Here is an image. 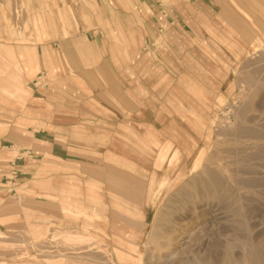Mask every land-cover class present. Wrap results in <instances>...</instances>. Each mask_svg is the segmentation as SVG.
<instances>
[{
    "label": "rangeland",
    "instance_id": "rangeland-1",
    "mask_svg": "<svg viewBox=\"0 0 264 264\" xmlns=\"http://www.w3.org/2000/svg\"><path fill=\"white\" fill-rule=\"evenodd\" d=\"M38 1L43 6L35 11V0H0V29L8 33L11 43H44L50 29L44 22L49 20L50 0ZM233 1L235 6L241 2L249 5V22H239L242 10L238 8L230 25L236 35L246 36L249 52L230 66L220 61L214 65L209 39L201 36L184 53L195 70L174 73L176 79L201 81L200 99L196 92L199 100L186 105L187 117H194L187 125L197 132L188 144L194 152L181 159L184 175L174 183L170 180L176 178L175 170L155 166L157 151L153 150L147 155L150 166L146 168L139 166L141 162L137 168L125 162H115L121 166L113 167L111 161L94 157L101 153H69L67 158L79 161L82 167L66 169L63 176L70 179L57 185L41 173L43 169L32 166L40 155L48 156L46 145L35 153L29 139L20 150L8 151L3 147L8 144H0V264H49L57 249L75 251L79 249L76 243L85 245L83 261L64 264H264V0ZM62 18L66 22L60 34L66 35L68 17ZM155 45L162 49L159 41ZM150 51L144 44L140 56ZM225 67L232 69H220ZM205 73L212 78L213 87L203 86L209 83ZM50 76L38 72L26 86L29 92H15L43 93ZM34 129L41 132L48 126ZM140 142L144 144L142 139ZM77 177L84 178L87 208L104 207L110 223L117 219L122 226V237L107 232L104 247L91 242L94 234L81 236L90 244L76 242L74 227L57 230L54 226L56 217L51 214H56V201L69 202L68 222L86 220L88 210L77 211L78 205L70 203L71 191L77 197L82 193L77 184L70 190ZM117 197L122 199L117 201L119 206L113 200ZM130 207L143 214H127ZM95 229L86 230L93 233ZM97 250L105 255L103 263L93 261Z\"/></svg>",
    "mask_w": 264,
    "mask_h": 264
},
{
    "label": "crops",
    "instance_id": "crops-1",
    "mask_svg": "<svg viewBox=\"0 0 264 264\" xmlns=\"http://www.w3.org/2000/svg\"><path fill=\"white\" fill-rule=\"evenodd\" d=\"M49 2V20L44 22L50 24V29L44 43H11L8 33L3 27L0 29V144H8L3 146L8 151L20 150L29 139L35 153L46 145L50 153L34 159L32 166L43 169L41 173L48 174L50 182L57 185L70 179L63 176L66 169L82 167L79 161L67 158L69 153H101L100 157H94L111 161L113 167L121 166L115 162H125L135 168H146L150 166L147 155L153 150L157 151L155 166L175 170L176 178L169 179L174 183L185 168L181 159L191 155L186 152V143H191L192 135L196 138V130L187 125V120L194 117H187L186 105L200 99L201 83L176 79L174 73L195 70L184 53L201 36L209 39V57L214 65L220 61L230 66L235 58L244 57L249 52L246 36L236 35L230 25L238 16L235 10L238 8L242 10L239 22H249V5L241 2L235 6L233 0ZM32 6L37 11L43 3L35 0ZM63 16L68 17L66 35L60 34L61 25L66 22L61 20ZM157 41L162 49L156 47ZM144 44L151 51L142 57ZM38 72L51 75L43 93L15 92H25ZM204 75L209 83L203 86L213 87L212 78ZM36 125L48 129L35 132ZM47 136L51 140L40 138ZM92 140L97 144L91 143ZM78 177L73 179L70 190L77 184L82 193L77 197L71 191L70 203L78 205L77 211H87L84 178ZM113 200L121 203L122 199ZM68 204L56 201V214H51L56 217L54 226L63 230L71 225L75 228L73 232L77 230L78 235L73 234L78 238L76 242H86L81 237L87 233L83 220L75 222L70 218L68 222L67 216H71ZM94 211L104 219L94 227L98 233L93 230V244L104 247L107 232L122 237L117 219L111 224L104 207ZM114 211L120 214L117 209ZM133 212L143 214L140 209H127V214ZM98 227L105 234L99 233ZM76 244L79 249L75 251L57 249L49 264L83 261L85 245ZM94 254H97L93 255L94 262H104L101 251Z\"/></svg>",
    "mask_w": 264,
    "mask_h": 264
},
{
    "label": "bare ground",
    "instance_id": "bare-ground-1",
    "mask_svg": "<svg viewBox=\"0 0 264 264\" xmlns=\"http://www.w3.org/2000/svg\"><path fill=\"white\" fill-rule=\"evenodd\" d=\"M195 120V119H194ZM197 121V120H196ZM201 123H202V120L200 121ZM186 138V137H185ZM186 152L187 153H189V155H190V153H193L192 152V150H190L189 148H188V141H187V143H186ZM188 157V156H187ZM184 170H185V168H184ZM184 170L182 171V173L180 174V176H183L184 175ZM179 176V177H180ZM178 177V178H179ZM150 182H152V181H150ZM159 199V198H158ZM70 205H72V204H70ZM88 205V204H87ZM93 205H91V207H92ZM149 206H151V205H149ZM87 207V206H86ZM95 209V208H94ZM94 209L93 208H91L90 210H88L86 213H85V215H86V220L83 222L85 225H86V227H85V229H91V227L93 228V227H97L96 225L99 223V222H102V220L104 219V217H102V216H99V215H97L96 214V212L94 211ZM100 224V223H99ZM101 225V224H100ZM99 228V227H98ZM97 228V229H98ZM97 233H98V231H97ZM99 233H103V231H102V229L101 228H99ZM87 235H92L93 233L91 232V231H87V233H86ZM49 253V252H48ZM82 253V252H81ZM47 254V253H46ZM67 255V254H66ZM75 255V254H74ZM89 257V256H88ZM87 257V258H88ZM79 258V257H78ZM86 258V257H85ZM95 259V258H94ZM93 259V260H94ZM96 260V259H95ZM106 263V262H105ZM110 264V263H109Z\"/></svg>",
    "mask_w": 264,
    "mask_h": 264
}]
</instances>
